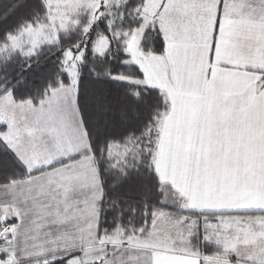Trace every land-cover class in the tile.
Instances as JSON below:
<instances>
[{"label": "snow or ice", "instance_id": "6c2138e0", "mask_svg": "<svg viewBox=\"0 0 264 264\" xmlns=\"http://www.w3.org/2000/svg\"><path fill=\"white\" fill-rule=\"evenodd\" d=\"M0 264H264V0H0Z\"/></svg>", "mask_w": 264, "mask_h": 264}]
</instances>
